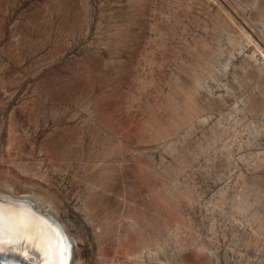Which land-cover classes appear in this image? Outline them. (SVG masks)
<instances>
[{
  "label": "rangeland",
  "instance_id": "obj_1",
  "mask_svg": "<svg viewBox=\"0 0 264 264\" xmlns=\"http://www.w3.org/2000/svg\"><path fill=\"white\" fill-rule=\"evenodd\" d=\"M0 188L80 264H264V0H0Z\"/></svg>",
  "mask_w": 264,
  "mask_h": 264
},
{
  "label": "bare ground",
  "instance_id": "obj_2",
  "mask_svg": "<svg viewBox=\"0 0 264 264\" xmlns=\"http://www.w3.org/2000/svg\"><path fill=\"white\" fill-rule=\"evenodd\" d=\"M42 206L29 196L0 188V229L8 245L0 253V264H80L76 237ZM25 235L34 237L31 243L22 239Z\"/></svg>",
  "mask_w": 264,
  "mask_h": 264
},
{
  "label": "snow or ice",
  "instance_id": "obj_3",
  "mask_svg": "<svg viewBox=\"0 0 264 264\" xmlns=\"http://www.w3.org/2000/svg\"><path fill=\"white\" fill-rule=\"evenodd\" d=\"M53 235H55V234H53ZM22 239L31 243V241L34 239V237H31L29 235H25L22 237ZM39 239H41V241H43L44 238L39 237ZM6 247H8V245L5 244V242L3 240V230L0 229V253L4 252ZM20 254L23 255L25 259H28V256L25 252H21Z\"/></svg>",
  "mask_w": 264,
  "mask_h": 264
},
{
  "label": "water",
  "instance_id": "obj_4",
  "mask_svg": "<svg viewBox=\"0 0 264 264\" xmlns=\"http://www.w3.org/2000/svg\"><path fill=\"white\" fill-rule=\"evenodd\" d=\"M1 255V254H0ZM4 255H6V254H4Z\"/></svg>",
  "mask_w": 264,
  "mask_h": 264
}]
</instances>
